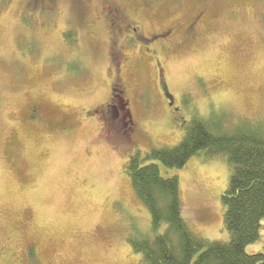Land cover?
Segmentation results:
<instances>
[{"label":"rangeland","instance_id":"rangeland-1","mask_svg":"<svg viewBox=\"0 0 264 264\" xmlns=\"http://www.w3.org/2000/svg\"><path fill=\"white\" fill-rule=\"evenodd\" d=\"M112 1L144 36L160 34L162 75L180 111L168 108L157 69L135 51L132 82L147 99L134 111L140 132L109 145L85 115L110 93L107 31L79 25L72 0L49 9L0 2V264H140L130 239L150 231L151 217L125 170L129 159L177 144L195 115L264 118V0ZM166 174L179 176L190 227L228 242V158L201 152ZM260 235L248 253L264 250V218Z\"/></svg>","mask_w":264,"mask_h":264},{"label":"trees","instance_id":"trees-1","mask_svg":"<svg viewBox=\"0 0 264 264\" xmlns=\"http://www.w3.org/2000/svg\"><path fill=\"white\" fill-rule=\"evenodd\" d=\"M39 1L49 9V0ZM72 1L79 12L87 4L86 0ZM96 9L102 14L100 2ZM64 36L69 42L75 38L71 30ZM33 107L35 113L31 108L30 112L39 124V109ZM214 113L183 120L180 142L153 148L145 155L139 152L126 164L136 194L151 217L150 231L137 232L130 239L140 264H264V250L248 253L246 249L260 239L264 218V118ZM201 152L223 155L231 166L222 194L228 242L210 241L190 227L182 213L179 176L166 174L167 169L181 168Z\"/></svg>","mask_w":264,"mask_h":264},{"label":"flooded vegetation","instance_id":"flooded-vegetation-1","mask_svg":"<svg viewBox=\"0 0 264 264\" xmlns=\"http://www.w3.org/2000/svg\"><path fill=\"white\" fill-rule=\"evenodd\" d=\"M86 1H99L103 9L102 14H99L96 5L90 6V9L84 6L83 11L80 10L78 15L79 25L90 31L98 26L103 31H107L109 40L107 46L108 72L113 77L108 98L102 103L86 108L85 115L87 119L92 117L93 120L99 121L100 133L103 131L104 134V136L101 135V138L117 149L127 140L132 142L133 137L140 132L136 114L139 112L138 108H142L143 101H147V99H141L143 96L141 93L144 91L143 84H140V89V85L132 82L130 54L133 52L137 51L146 55L143 61L152 62L157 69L160 94L168 108L174 113H178L180 108L176 105L174 96L172 95L173 100L171 101L165 92L168 87L162 75L163 68L160 57L163 48L157 46L160 34L144 36L140 32V23L133 20L124 7L118 6L112 0ZM49 2L50 5L54 3L53 0H49ZM56 3L55 5H57ZM71 31L73 32V30ZM142 65L147 64L142 63ZM31 109L35 113V107L32 106ZM134 111L138 112L135 114Z\"/></svg>","mask_w":264,"mask_h":264},{"label":"water","instance_id":"water-1","mask_svg":"<svg viewBox=\"0 0 264 264\" xmlns=\"http://www.w3.org/2000/svg\"><path fill=\"white\" fill-rule=\"evenodd\" d=\"M165 92H166L167 97H168L170 100H172V97H171V95H170V93L168 92L167 89H165Z\"/></svg>","mask_w":264,"mask_h":264}]
</instances>
